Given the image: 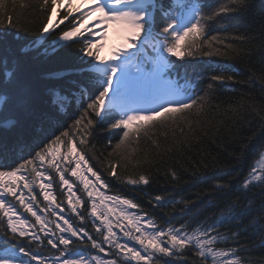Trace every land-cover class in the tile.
<instances>
[{
    "label": "snow or ice",
    "instance_id": "1",
    "mask_svg": "<svg viewBox=\"0 0 264 264\" xmlns=\"http://www.w3.org/2000/svg\"><path fill=\"white\" fill-rule=\"evenodd\" d=\"M84 3L89 7L82 12L79 7L73 8L72 0H67V5L65 0H50L51 11L46 22L30 41L37 56L40 52L35 46L40 45L45 49L43 58L61 64L64 69L47 72L45 95H41L38 84L29 74L27 59L32 53L25 50L29 32L16 29L11 21L6 29H0V214L3 217L0 224L4 220L7 222L6 227L0 230V264H46L49 259L43 253L32 250L31 242L39 243L40 238L26 229L28 221L18 214L7 198H15L26 212L35 217L40 231H45L52 221L42 219L41 213L50 211L60 216L56 209L63 211L56 196L49 191L53 188V173L59 178L61 194L66 189L71 211L83 222L84 215L78 211L77 205L84 207L87 202L74 191V183L66 178V171L80 181L92 201L90 215L100 221L95 227L102 240L94 239L84 227L75 228L68 219H64L67 227L58 223L55 225L61 235L56 236L55 232L47 229V244L59 253L51 258L53 264H116L112 260H101L99 256L89 258L82 249L73 251L71 246L77 242L90 243L91 248L100 252L105 251L104 245L114 246L137 264H148L153 259V253L172 257L182 254L186 248L204 264L209 260L212 264H245L240 253L249 249L242 245L241 237L264 232V228L260 227L264 216L257 219L258 214L264 212V144L259 145L256 153L259 159L250 166L240 185L246 202L243 205L239 200L228 202L207 226L198 225L191 232L183 225L157 229L155 221L147 214L135 215L122 209L117 220H126L128 230L121 228V231L125 237L142 246L141 250H137L116 239L109 219L113 208L105 205L107 212L103 209L98 211V208L104 205L105 200L131 209L139 208V205L117 196H104L98 205L93 197L101 194L88 190L90 185H96L85 175L81 165L101 186L107 185L88 165L85 154L77 151L76 144L67 139L69 131L56 134L66 127V119H72V124L67 127L80 129V145L87 146V137L93 134L94 129H99L109 134V145L112 136L119 138L114 151L126 145H139L141 139L152 140L150 133L157 127L175 125L180 127L183 135L184 130L177 122L194 108L202 111L208 103V93L214 91V85L224 87L235 81V75H213L207 88H203L202 73L195 70L189 73L185 68L181 77L179 69L185 65L177 63L198 53L203 56L227 55V51H222L218 45L234 51L232 44L225 45L219 37L209 35L212 23L228 9H214L207 0H84ZM44 4L48 5L49 0H44ZM239 4L241 7L250 6L247 0H239ZM62 7L67 14L56 23L53 14L58 15ZM74 11L81 13L79 20L72 24L70 30L61 29L56 35L59 24L68 20ZM89 17L104 25L105 32L111 26L122 37V43L110 55L99 54L102 45L91 38L95 34L87 28ZM49 37L53 39L49 40ZM73 43L82 47L74 52L71 48ZM221 71L236 70L229 67ZM76 112H79L78 116ZM255 135L253 132L247 137L239 149L241 155L254 146ZM62 143L70 145L67 155L63 156L59 147ZM152 143L156 142L153 140ZM73 156L77 157L75 167H63L58 162L71 165L73 160L70 158ZM37 162L41 167H37ZM45 164L47 167H43ZM109 168V175L116 177L117 165L110 164ZM172 176L175 178V172ZM38 181L40 192L36 193L33 189ZM126 183L148 185L150 180L140 174L136 178L127 177ZM21 187L30 194L27 202L24 193L19 191ZM257 187L261 196L259 207L248 200V194ZM213 189L218 192L230 190V183L218 182ZM38 195H42L48 204L43 209L34 210ZM154 199L157 207H165L169 203L173 207L187 204L186 201H170L161 196ZM232 227L236 230L228 231ZM133 229L136 235H133ZM23 239L29 240V243H22ZM221 242H231L235 246L217 248L216 245ZM259 247L264 249V243ZM164 264L175 262L165 260ZM247 264H264V261H248Z\"/></svg>",
    "mask_w": 264,
    "mask_h": 264
},
{
    "label": "trees",
    "instance_id": "2",
    "mask_svg": "<svg viewBox=\"0 0 264 264\" xmlns=\"http://www.w3.org/2000/svg\"><path fill=\"white\" fill-rule=\"evenodd\" d=\"M207 2L214 9H228L212 23L209 35L219 37L225 45L232 44L234 51L218 45L222 51H227V55L203 56L198 53L185 61H177L185 65L179 72L183 76L187 68L189 73L193 70L202 73L203 88H207L213 75H235V81L224 87L214 85V91L208 93V103L203 110L194 108L188 116L177 122L184 130L183 135L180 127L175 125L157 127L150 133L152 140L141 139L139 145H126L114 151L119 138L112 136L109 145V134L99 129H94L93 134L87 137V146L80 145V129L67 127L72 124V119H66V127L56 132L59 135L60 131L68 130L69 136L79 143L92 167L100 174L109 176L107 183L110 189L138 204L136 210L153 219L157 229L166 230L183 225L191 232L198 225L211 224L228 202L239 200L243 205L246 198L240 185L250 170L259 145L264 144V0H247L249 7H241L239 0ZM49 12L50 1L45 5L44 0H0V20H3L0 29H6L11 21L16 29L29 32V43L25 45V50L31 52L32 56L27 59V64L41 95L47 92V72L50 69L64 70L61 64L43 58L45 49L40 45L35 46L40 52L37 56L30 43L46 22ZM66 26L67 23H64L59 30ZM80 47L82 45L77 43L71 46L74 52ZM229 67L236 71H221ZM253 132L256 134L253 137L254 146L241 155L239 149ZM157 144L159 147H156ZM110 164L117 165L116 177L109 175ZM140 174L148 176V185L126 183L127 177L136 178ZM218 182H229L230 190L215 191L213 186ZM156 196L170 201H186L187 204L173 207L169 203L165 207H157ZM260 199L259 187L248 194V200L257 207ZM262 216L264 212L259 213L257 219ZM260 227L264 228V221H261ZM123 228L128 230L127 221ZM235 230L234 227L228 229L230 232ZM113 231L117 233L114 225ZM119 231L120 235L116 234L119 242L141 250L142 246ZM132 232L133 235L137 234L134 229ZM24 243L28 244L29 240L25 239ZM241 243L249 249L240 253L245 264L248 261H264V249L259 247L264 243V232L241 237ZM44 245L45 253L50 254L49 247ZM234 246L231 242L216 245L217 248L225 249ZM104 247L105 251L100 252L102 260H112L116 264H137L114 246ZM165 260L174 261L175 264H204L187 248L182 254L172 257L153 253V259L148 264H164ZM207 264H212V261H207Z\"/></svg>",
    "mask_w": 264,
    "mask_h": 264
},
{
    "label": "rangeland",
    "instance_id": "3",
    "mask_svg": "<svg viewBox=\"0 0 264 264\" xmlns=\"http://www.w3.org/2000/svg\"><path fill=\"white\" fill-rule=\"evenodd\" d=\"M258 159H259V157H258L257 154H256V156L254 157V159H253V161H252V164L255 163V161L258 160ZM252 164H251V165H252Z\"/></svg>",
    "mask_w": 264,
    "mask_h": 264
},
{
    "label": "bare ground",
    "instance_id": "4",
    "mask_svg": "<svg viewBox=\"0 0 264 264\" xmlns=\"http://www.w3.org/2000/svg\"><path fill=\"white\" fill-rule=\"evenodd\" d=\"M98 174L101 176V178L109 179V176L106 177V176H104L103 174H100L99 172H98ZM110 176H111V175H110Z\"/></svg>",
    "mask_w": 264,
    "mask_h": 264
}]
</instances>
